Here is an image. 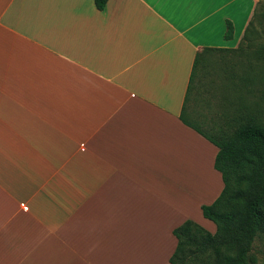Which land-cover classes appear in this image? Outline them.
I'll return each instance as SVG.
<instances>
[{
    "label": "crops",
    "instance_id": "0c3cea01",
    "mask_svg": "<svg viewBox=\"0 0 264 264\" xmlns=\"http://www.w3.org/2000/svg\"><path fill=\"white\" fill-rule=\"evenodd\" d=\"M258 2L0 0V264H171L224 189L180 119L194 62Z\"/></svg>",
    "mask_w": 264,
    "mask_h": 264
},
{
    "label": "trees",
    "instance_id": "16d2710c",
    "mask_svg": "<svg viewBox=\"0 0 264 264\" xmlns=\"http://www.w3.org/2000/svg\"><path fill=\"white\" fill-rule=\"evenodd\" d=\"M94 1L97 9L104 10L109 0ZM258 18L255 9L238 48H205L196 56L180 119L218 147L215 169L222 175L224 189L214 203L202 206L203 216L215 224L216 232L211 233L192 220L175 228L177 247L170 258L171 264H256L251 252L255 240L264 235V106L257 102L252 106L243 105L233 120L237 125L235 130L219 131L215 135L191 123L186 111L200 68L215 53L244 55L252 45ZM232 35L233 26L228 23L225 37L231 39ZM230 65L232 70L227 78L232 85L245 86L253 81L264 87V78H259L256 64L242 65L244 74L237 83L235 64Z\"/></svg>",
    "mask_w": 264,
    "mask_h": 264
},
{
    "label": "rangeland",
    "instance_id": "374dc122",
    "mask_svg": "<svg viewBox=\"0 0 264 264\" xmlns=\"http://www.w3.org/2000/svg\"><path fill=\"white\" fill-rule=\"evenodd\" d=\"M256 12L260 18L255 21L256 33L252 45L246 50V53L244 55H241L242 53L234 55L215 53L200 68L195 79L187 105V119L211 135H215L219 131L229 133L234 131L237 125L233 120L241 112L243 105L252 106L257 102L264 106V90L262 89L264 87L259 82L252 81L245 86L232 85L227 78L232 70L230 63H234L238 76L234 80L235 83L240 82L239 77L244 74L247 62L256 64L259 78H264V72L259 73L261 69H264V17H262L264 0H259ZM255 88L260 90H255ZM199 218L195 220L197 224L199 223L207 231L214 230L215 227L211 221L203 219L201 216ZM251 254L255 258L256 264H264V235L255 240ZM150 258H153L154 264H156V258ZM136 259L127 258L125 264H135Z\"/></svg>",
    "mask_w": 264,
    "mask_h": 264
}]
</instances>
